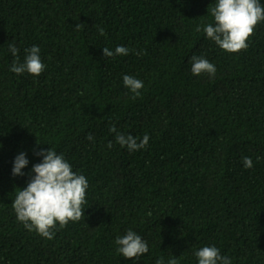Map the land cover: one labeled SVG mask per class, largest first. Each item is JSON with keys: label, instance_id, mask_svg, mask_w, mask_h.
I'll return each instance as SVG.
<instances>
[{"label": "trees", "instance_id": "trees-1", "mask_svg": "<svg viewBox=\"0 0 264 264\" xmlns=\"http://www.w3.org/2000/svg\"><path fill=\"white\" fill-rule=\"evenodd\" d=\"M214 4L0 0V264H198L194 251L211 245L231 264H264V21L247 50L228 53L195 31ZM10 43L21 62L39 46L44 71L11 72ZM117 45L133 51L104 56ZM192 55L215 76L193 75ZM124 74L143 81L140 97ZM112 125L138 142L147 134V147H121ZM49 147L89 185L84 220L57 226L51 240L12 208L42 160L34 153ZM20 152L29 163L13 176ZM128 229L148 244L138 260L116 251Z\"/></svg>", "mask_w": 264, "mask_h": 264}, {"label": "clouds", "instance_id": "clouds-1", "mask_svg": "<svg viewBox=\"0 0 264 264\" xmlns=\"http://www.w3.org/2000/svg\"><path fill=\"white\" fill-rule=\"evenodd\" d=\"M211 21L197 24L195 31L203 32L205 38L214 42L220 49L228 53H238L247 50V41L254 34L258 23L264 21V5L260 0H215L214 6L207 8ZM77 29L81 27L76 24ZM101 36L106 35L103 28L98 29ZM8 50L14 57L10 71L15 74L28 73L39 76L45 69L41 60L40 48L33 45L24 49V57L21 62L19 49L10 43ZM105 57L126 56L129 48L117 45L114 50L108 47L102 48ZM141 53H136L140 55ZM191 73L199 76L208 74L215 76L216 67L203 56L192 55L189 60ZM124 86L134 95L140 97L143 81L134 76L124 74L122 77ZM109 132L115 133V140L121 147L129 151L145 149L149 136L145 134L142 139L131 134L125 135L118 131L115 125L109 127ZM86 139L92 141V134ZM37 144H39L37 142ZM108 148H112L111 141ZM2 147V144H0ZM41 156L42 160L32 165L30 178L26 186L19 188L15 199L12 200V208L16 219L21 222L28 231H35L46 239H53L57 226L64 228L71 222L84 220V205L87 203L86 191L88 180L85 175L73 171L72 165L65 159L63 153H57L50 147L40 148L34 153ZM259 159V157H257ZM243 166L252 168L251 157H242ZM29 161L24 152L14 157L11 173L13 176H23L22 171ZM118 247L116 251L124 258L138 260L149 251L147 242L136 231L128 229L123 235H118L114 240ZM198 264H231V257L221 255L220 249L214 245L202 246L194 251ZM155 264H179V260L172 256L167 261L164 257H158Z\"/></svg>", "mask_w": 264, "mask_h": 264}]
</instances>
